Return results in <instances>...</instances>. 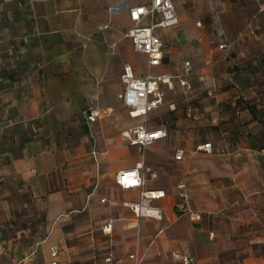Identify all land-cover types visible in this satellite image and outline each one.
<instances>
[{"label":"crops","instance_id":"0c3cea01","mask_svg":"<svg viewBox=\"0 0 264 264\" xmlns=\"http://www.w3.org/2000/svg\"><path fill=\"white\" fill-rule=\"evenodd\" d=\"M121 1L0 0V264H104L109 252L114 264H131L134 250L139 264H184V256L190 264H264V146L248 139L257 121L240 106L241 86L227 75L217 90L211 34L178 15L177 26L159 30L164 57L152 73L168 79L165 96L171 89L180 96L192 66L194 103L185 113L170 103L174 131L141 154L125 132L144 120L123 104L120 75L127 63L144 74L147 58L133 49ZM250 4L221 5L223 33L239 43ZM130 53L142 60L131 63ZM248 85L243 91L258 94ZM95 107L100 116L90 122ZM158 128L165 129H147ZM206 142L210 152L197 150ZM166 146L183 148V157L166 156ZM137 164L154 173L143 188L164 191L151 201L161 219L136 217L139 189L115 181Z\"/></svg>","mask_w":264,"mask_h":264},{"label":"built area","instance_id":"2783aa9c","mask_svg":"<svg viewBox=\"0 0 264 264\" xmlns=\"http://www.w3.org/2000/svg\"><path fill=\"white\" fill-rule=\"evenodd\" d=\"M125 10L129 16L133 27L127 32L132 39V45L135 52L146 56V70L144 74H137L131 64H125L120 75V81L123 85L121 99L128 108V113L133 118H142L145 122L147 115L159 108L163 102L165 93L161 88V83H168V79L163 76H156L152 73V68L162 63L164 57V42L159 34V30L172 28L178 25L179 19L175 5L172 0H139L134 4H127ZM264 11V0L258 3L257 13ZM200 25V22L197 23ZM232 43H221L218 50L222 55L230 53ZM100 116L98 109H91L87 119L93 122ZM130 143L145 147L153 141L167 136L166 129H147L145 124H139L125 132ZM211 143L206 142L199 146L197 150L210 152ZM184 149L178 148L175 151V158L181 159L184 155ZM146 173L154 175L152 169L143 164H137L133 168L123 169L116 175L115 181L122 188H138L139 199L132 204L131 209L136 217H151L161 219L159 208L152 206L151 201L164 195L163 190H146L143 188V180ZM179 196L186 200L187 192L184 183H179ZM178 207L183 209L184 205L178 203ZM192 219L199 218L192 214ZM107 232L110 227L104 228ZM57 247L50 248L52 257L57 256ZM126 258L131 264H139L137 250L127 254ZM184 264L193 262L190 256L182 257ZM104 264H114L115 258L112 253H107L103 258ZM51 264H58L53 260Z\"/></svg>","mask_w":264,"mask_h":264},{"label":"rangeland","instance_id":"374dc122","mask_svg":"<svg viewBox=\"0 0 264 264\" xmlns=\"http://www.w3.org/2000/svg\"><path fill=\"white\" fill-rule=\"evenodd\" d=\"M137 1L138 0H132L129 2ZM172 1L175 5L177 15L187 17V19L191 18L194 24L199 21L200 28L206 30L208 35L211 34L209 36L208 44L212 46L213 49L215 47L216 49H218V45L221 43L229 44L233 42L229 54L222 55V53L220 51L218 52L217 50L212 53L213 58H215L216 56L217 58L219 57L218 63L214 62V66L218 65L216 67V71L220 76V84L217 90L222 92L226 88L225 83L221 80L224 79V76L231 75L235 79V83L239 84L242 88L240 91L242 92L240 96V106L242 108H246V103H249L250 105H255L257 108L258 121L251 128L253 130L250 131L248 129V139L250 140L253 134L261 136L262 131H264V11L258 12V24L256 22L257 19L254 18V14L257 13L258 2L260 3V0H247L251 4L249 6L250 10L247 13V19L245 20V22L251 24V26L246 28L245 32L247 36L244 37V42L242 43L238 42L237 35L228 37L223 33V29L225 28V21L223 20L221 14V5L222 3L228 2L230 0ZM129 2L123 0L119 3V11L121 13L125 11L126 5ZM259 17H262V22L259 21ZM129 24L127 25L128 27ZM243 28L244 27L241 25L239 27V30H242ZM123 39L119 40L120 43L118 42V45L120 44V47L122 48L128 47L129 40L127 36H125V38ZM239 46H242L241 49H239ZM141 60L142 56H140L139 54H129V61L131 63L137 64V62H140ZM247 62L249 64L245 65V63ZM190 67V70H188L187 74L185 73L183 77H187V82L191 87L189 86V88H187V90H185L184 92L181 91L180 96H178V92H175L172 89L168 90L166 92L165 103L163 104V106L149 113L146 117L145 122H143V124H145L147 128L164 127L166 130H168V132L172 133L175 129V123L178 116L173 114L174 110L170 109V103L175 104V109H182L183 113H185L186 109H189L193 106L194 100H191L190 96L192 91V83L194 82V78L191 75L194 72H192V66ZM256 81L258 82V84L256 83ZM246 83L252 84L251 86L257 85L256 89L258 91V94L256 93L255 95H253L249 92V90L247 92L243 91V89L250 87ZM235 88L238 89L237 87ZM117 90L118 92L121 91L120 85H118ZM93 109H96V107ZM120 110L124 114L126 113L124 108ZM188 119H190V117L185 116L184 114V116L182 117L184 123L186 122L187 124H189L190 122L188 121ZM140 121L142 122V119H135L136 124H138ZM252 141L258 142V138ZM151 144H154V141ZM147 146L139 148L141 154H144L145 148ZM164 150L166 151L164 152L166 156L173 155L176 151V149L169 146L164 147Z\"/></svg>","mask_w":264,"mask_h":264},{"label":"trees","instance_id":"16d2710c","mask_svg":"<svg viewBox=\"0 0 264 264\" xmlns=\"http://www.w3.org/2000/svg\"><path fill=\"white\" fill-rule=\"evenodd\" d=\"M255 16V15H254ZM246 108L250 112V114L253 116V119L258 121V113H257V108L255 105H250L249 103H246ZM258 138V149L263 148L264 146V131H262V135L259 136L257 134H253L252 138L250 139L251 141L254 139ZM254 142V141H252Z\"/></svg>","mask_w":264,"mask_h":264}]
</instances>
